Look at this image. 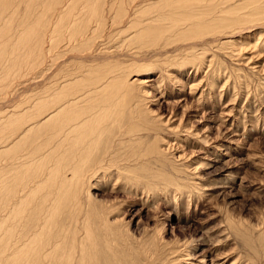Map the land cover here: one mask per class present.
Returning a JSON list of instances; mask_svg holds the SVG:
<instances>
[{
	"label": "bare ground",
	"instance_id": "bare-ground-1",
	"mask_svg": "<svg viewBox=\"0 0 264 264\" xmlns=\"http://www.w3.org/2000/svg\"><path fill=\"white\" fill-rule=\"evenodd\" d=\"M253 29L260 31L247 44L243 37ZM211 45L262 54L264 0H0V90L30 74L33 87L40 74L45 79L31 97L0 108V264H138L116 250L110 218L121 206L99 203L92 180L114 169L137 187L142 178L166 186L176 180L141 168L162 162L173 147L160 143L163 124L176 117L157 121L142 110L150 94L138 85L152 81L138 77L153 66H166L163 73L198 67L194 60L209 58ZM152 49L150 58L140 57ZM167 89L161 94L172 93ZM173 91L180 97L184 87ZM184 117L178 129H188ZM166 129L174 132L170 124ZM151 135L147 160L138 149ZM150 251L142 252L145 264L160 263L159 249L156 257Z\"/></svg>",
	"mask_w": 264,
	"mask_h": 264
},
{
	"label": "rangeland",
	"instance_id": "rangeland-1",
	"mask_svg": "<svg viewBox=\"0 0 264 264\" xmlns=\"http://www.w3.org/2000/svg\"><path fill=\"white\" fill-rule=\"evenodd\" d=\"M259 31L250 30L243 39L247 44L254 42ZM213 45L206 47L209 58L194 60L198 67L185 64L186 69L171 68L163 73L166 66H153L138 77L152 81L138 85L150 94L147 99L140 89L145 101L142 110L150 109L157 121L176 117L169 122L172 134L166 129L169 124H163L164 141L160 143L163 149L168 141L173 147L160 153L162 162L152 160L141 168L176 180L166 186L161 178H149V183L142 178V187H137L138 182L123 172L118 175L117 169L101 171L92 180L91 192L99 203L121 206L110 218L115 239L120 241L116 250L123 257L132 255L138 264L146 263L142 252L148 249L154 257L159 249L157 264H264V50L260 49L261 54L250 47L239 56L231 48L219 50ZM152 51H144L140 57L150 58ZM160 74L163 82L156 80ZM169 75L173 77H166ZM33 76L15 78L14 88L0 90V108L7 105L5 100L31 97L37 86L45 84L40 74L36 86H31ZM174 86L177 90L184 87L183 95H174ZM166 88L174 93L161 94ZM199 92H203L202 98ZM218 95L222 96L216 99ZM175 102L180 103L171 105ZM183 117L188 126L185 130L178 129V119ZM153 145V135L143 136L139 155L142 152L147 160L151 158ZM102 236L97 232L100 249L104 248Z\"/></svg>",
	"mask_w": 264,
	"mask_h": 264
}]
</instances>
